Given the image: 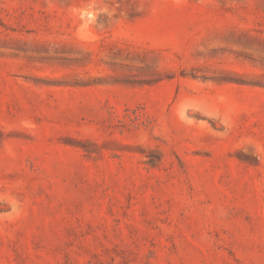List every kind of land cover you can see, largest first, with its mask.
<instances>
[{"label":"rangeland","instance_id":"1","mask_svg":"<svg viewBox=\"0 0 264 264\" xmlns=\"http://www.w3.org/2000/svg\"><path fill=\"white\" fill-rule=\"evenodd\" d=\"M0 264H264V0H0Z\"/></svg>","mask_w":264,"mask_h":264}]
</instances>
